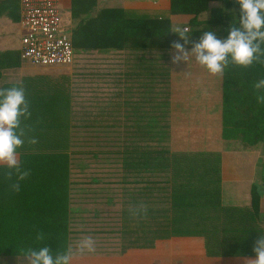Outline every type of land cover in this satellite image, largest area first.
Instances as JSON below:
<instances>
[{
  "label": "crops",
  "instance_id": "0c3cea01",
  "mask_svg": "<svg viewBox=\"0 0 264 264\" xmlns=\"http://www.w3.org/2000/svg\"><path fill=\"white\" fill-rule=\"evenodd\" d=\"M221 1H209L208 9L199 14L197 19H208L210 9L219 8ZM57 2L60 11H63L64 22L70 28L72 0ZM94 2L97 9H126L128 18L122 19L119 24L123 25L125 34L132 36H141L146 30L152 29L129 27L128 23L134 16L167 17L171 30L190 26L194 16L186 13L171 14L169 0ZM200 28L196 25V29ZM22 32L20 0H0V52H9L5 60L10 64L0 75V86L8 84L10 88L23 85L30 105V118L41 117L44 113V97L52 91L70 96L69 105L64 101V107L62 103L59 109L62 114L67 109L64 123L67 122L71 127L69 185L65 188L47 183L48 175L43 161L51 158L48 154H27L24 168L30 170V175L25 179L26 183L21 184L20 199L17 198L22 203L17 205L20 211L9 212L4 227H0V238L24 243L18 242V246L13 245L8 253H0V264H28L24 253L29 248L48 247L55 256L58 252H66L70 246L74 253L72 264H244L246 258H254L208 255L201 236L159 238L150 247L126 249L121 242H115V239H121L124 207L131 201V196L136 197L138 203L140 195L143 196L140 185L122 182L120 150L123 128L139 122L138 118L130 116L132 111H138V114L141 111L138 107L141 105L140 100L136 98L141 92L140 73L144 71L146 59L151 56L142 50H81L74 56L70 66H35L20 57ZM176 54L175 49L169 51L170 147L173 151L219 152L222 204L249 206L252 195L258 196L257 183L264 182V143L251 148L237 144L227 147L221 136L223 77H220L219 88L215 85V93L207 88L215 103L207 99V106L203 110L193 106L197 114L193 108L185 111L183 107H174L183 88L190 92L198 87L194 79L191 80L192 84L184 82L185 78L194 75L191 72L200 70V76L212 77L204 67L189 61V58L191 61L195 59L191 54L187 62L173 64L172 59ZM179 74L180 78L174 79V75L177 77ZM183 76L184 79L180 81ZM218 103L220 107L216 109ZM192 128L195 129V137L184 140V134ZM198 133L201 135L197 136ZM17 151L21 160V153ZM54 194L56 199L53 198ZM157 195L155 191L154 197ZM141 200L144 203V199ZM257 205L259 221L264 227V198L258 196ZM40 232H43L45 240L37 239ZM89 236L98 241L96 251L81 255L77 251V244ZM49 241L56 242L50 247Z\"/></svg>",
  "mask_w": 264,
  "mask_h": 264
},
{
  "label": "trees",
  "instance_id": "16d2710c",
  "mask_svg": "<svg viewBox=\"0 0 264 264\" xmlns=\"http://www.w3.org/2000/svg\"><path fill=\"white\" fill-rule=\"evenodd\" d=\"M211 0H169L171 14H193L187 35L198 40L208 30L218 38H226L229 25L236 23L239 5L234 0H222L219 8L210 9V17L198 20L208 9ZM71 39L73 48L81 50H142L151 56L146 59L140 73V110L132 111L139 122L123 128L121 145L122 182L140 185V195L147 205V217L133 219L129 208L139 204L136 197L122 211L120 228L123 248L150 247L156 239L171 236H201L206 253L211 256H254L253 246L264 227L259 221L258 196L252 195L249 206H229L221 202V156L212 151H173L170 147V63L169 51L173 42L183 41L178 34L132 36L125 34L122 19L128 18L126 9H97L94 0H72ZM129 27L170 29L167 17H131ZM133 21V22H132ZM119 24V26H118ZM196 25L201 26L196 29ZM183 29V26L181 27ZM172 31V30H171ZM191 48V43L185 46ZM17 53V52H16ZM9 52H0V75L10 64L5 60ZM11 54V53H10ZM12 53V55H14ZM19 55V52L17 53ZM5 61H4V60ZM141 68V67H140ZM264 78V64L254 63L248 68L230 64L223 75L222 132L227 147H255L264 143V104H258L253 85ZM138 83V81H135ZM9 88L3 84L0 89ZM70 103V96L57 91L44 97L41 117L22 120L32 130L36 144L22 148L21 165L27 154H48L44 160L50 184L69 185L71 127L64 123L67 112L60 113L62 103ZM137 102V101H136ZM63 103V107H64ZM137 105V103H136ZM69 107V106H68ZM131 106V108H138ZM143 107L145 108L143 110ZM143 110V111H142ZM63 115V122L61 118ZM132 122V120H131ZM232 140V141H231ZM8 169L0 166V227L9 212L18 213L19 192L10 185L15 182L6 177ZM26 183L21 181L20 184ZM156 189V190H155ZM158 195L155 198L154 193ZM133 193V192H130ZM56 199V194L53 196ZM20 199V198H19ZM155 200H158L155 203ZM18 242L0 238V253H8ZM56 241H49L50 247Z\"/></svg>",
  "mask_w": 264,
  "mask_h": 264
},
{
  "label": "clouds",
  "instance_id": "9594fccd",
  "mask_svg": "<svg viewBox=\"0 0 264 264\" xmlns=\"http://www.w3.org/2000/svg\"><path fill=\"white\" fill-rule=\"evenodd\" d=\"M239 5L236 23L226 29V38H218L214 31H205L198 40L192 41L187 35L188 29L175 28L171 32L178 34L183 41L173 42L176 55L172 63L187 62L191 54L195 61L204 67L209 74L223 77L225 69L230 65L248 68L254 63L264 64V0H234ZM191 43V50L186 45ZM257 93L258 104H264V78L253 85ZM31 117L30 105L26 99L23 85H14L0 89V165L6 167V177L15 182L10 187L13 192L21 190L20 182L27 179L30 170L22 167L18 149L27 140L28 144H36L35 137L28 136L32 130L22 120ZM257 194L264 198V182L257 183ZM130 217L142 219L147 217V205L139 203L129 208ZM38 240H45L43 232L37 234ZM97 241L92 237H84L77 244L79 254L94 253ZM254 258H246L244 264H264V235H259L253 246ZM28 264H72L73 250L71 246L64 253L53 256L48 247L29 248L25 251Z\"/></svg>",
  "mask_w": 264,
  "mask_h": 264
},
{
  "label": "built area",
  "instance_id": "2783aa9c",
  "mask_svg": "<svg viewBox=\"0 0 264 264\" xmlns=\"http://www.w3.org/2000/svg\"><path fill=\"white\" fill-rule=\"evenodd\" d=\"M20 23L23 60L43 67L73 63L71 33L57 0H20Z\"/></svg>",
  "mask_w": 264,
  "mask_h": 264
},
{
  "label": "rangeland",
  "instance_id": "374dc122",
  "mask_svg": "<svg viewBox=\"0 0 264 264\" xmlns=\"http://www.w3.org/2000/svg\"><path fill=\"white\" fill-rule=\"evenodd\" d=\"M61 13L63 15V11L62 10H61ZM65 26L67 27L66 24H65ZM151 31H152V29L151 30H146L145 32L142 33L141 36L152 35V33L157 34V35H168L171 32V29H156L153 32H151ZM188 51H190V50H188ZM80 52H81V49L75 48V47L73 48V55L74 56L78 55V53H80ZM23 61H25V60H23ZM189 61L197 63L195 61V59H193L191 61V58H189ZM58 66H65V65H58ZM191 73L194 74L191 78H185L184 79V76H183L180 81H182L184 79V82L187 81V84H192L191 80L194 79L196 81V84L198 85V87H197L196 90H192L190 92H187V90H185L183 88L182 95H178L177 96L176 101L174 103V107L175 106H178L179 108L183 107V110H185V111H188L191 108H193V110H194V107H196L198 110H203L207 106V102L209 100H212L215 103V101L213 99V95L210 94L208 92V90L212 89V91L215 93V89H216L215 85L218 86V88H219L220 77H219V80H218L217 77H215L213 75H212V77H209L207 75L200 76L199 74L202 73V71H200V70H195V71H193ZM176 78H180V74L177 75V77H176V75H174V79H176ZM207 88H209V89H207ZM206 92H207V94H206ZM207 99H208V101H207ZM219 105H220L219 103L216 104V109H218L220 107ZM213 107H211L210 109L212 110ZM194 112L196 113L195 110H194ZM194 130H193V128L188 130L187 133L184 134V138L183 139L185 140V139H189V138H194L195 137V133H193ZM198 135H201V133H198L197 136ZM115 238H119V236H115ZM115 242L119 243V242H121V239L120 240L119 239L118 240L115 239Z\"/></svg>",
  "mask_w": 264,
  "mask_h": 264
}]
</instances>
